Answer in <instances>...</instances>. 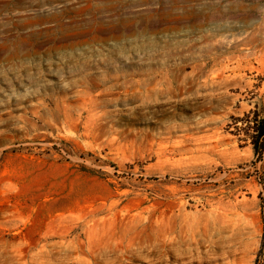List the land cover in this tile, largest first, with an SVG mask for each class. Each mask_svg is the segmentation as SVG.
Listing matches in <instances>:
<instances>
[{"label": "rangeland", "instance_id": "obj_1", "mask_svg": "<svg viewBox=\"0 0 264 264\" xmlns=\"http://www.w3.org/2000/svg\"><path fill=\"white\" fill-rule=\"evenodd\" d=\"M264 0H0V264H264Z\"/></svg>", "mask_w": 264, "mask_h": 264}, {"label": "trees", "instance_id": "obj_2", "mask_svg": "<svg viewBox=\"0 0 264 264\" xmlns=\"http://www.w3.org/2000/svg\"><path fill=\"white\" fill-rule=\"evenodd\" d=\"M257 135L251 140V143L253 145V148L255 151H259L261 148H263V144L259 143V136L263 134L264 132V119H260L259 122H257Z\"/></svg>", "mask_w": 264, "mask_h": 264}]
</instances>
